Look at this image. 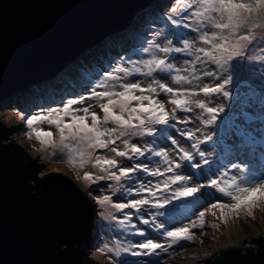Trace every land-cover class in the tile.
<instances>
[{"label": "rangeland", "instance_id": "obj_1", "mask_svg": "<svg viewBox=\"0 0 264 264\" xmlns=\"http://www.w3.org/2000/svg\"><path fill=\"white\" fill-rule=\"evenodd\" d=\"M261 54L264 0H156L0 104V123L38 177L62 173L86 192L88 258L189 264L264 233L252 169L264 162V94L234 98L245 71L264 92Z\"/></svg>", "mask_w": 264, "mask_h": 264}, {"label": "water", "instance_id": "obj_2", "mask_svg": "<svg viewBox=\"0 0 264 264\" xmlns=\"http://www.w3.org/2000/svg\"><path fill=\"white\" fill-rule=\"evenodd\" d=\"M154 1L0 0V104L54 78ZM8 134L0 123V264H100L86 255L95 222L86 192L62 173L38 177ZM195 264H264V233L256 246Z\"/></svg>", "mask_w": 264, "mask_h": 264}, {"label": "trees", "instance_id": "obj_3", "mask_svg": "<svg viewBox=\"0 0 264 264\" xmlns=\"http://www.w3.org/2000/svg\"><path fill=\"white\" fill-rule=\"evenodd\" d=\"M262 55V54H261ZM259 58L261 59V63H264V54L262 56H259ZM246 74H244L242 76V78L240 79V81L238 82V84L236 85L235 89H234V92L236 93V97L234 98H240L241 100H245V99H248L246 98L245 96L247 95V93L250 91V90H253V91H256L257 92V96L255 97V99H257L258 101L263 97V94L264 92L262 91H259V88H257L258 84H257V81L251 79V77L249 76V73L247 71H245ZM261 73V72H260ZM262 74V73H261ZM264 76V75H263ZM257 88V89H256ZM239 99V100H240ZM254 99V101H256ZM216 102L218 101H223L224 100L221 98L220 100H215ZM249 102V103H248ZM245 105H251L252 104V100H249L248 101L246 100L245 101ZM254 104V103H253ZM225 107H228V108H235V106L233 104H229V105H226ZM243 107V106H242ZM233 109V110H234ZM259 114L263 113L262 111H257ZM170 203V202H169Z\"/></svg>", "mask_w": 264, "mask_h": 264}, {"label": "bare ground", "instance_id": "obj_4", "mask_svg": "<svg viewBox=\"0 0 264 264\" xmlns=\"http://www.w3.org/2000/svg\"><path fill=\"white\" fill-rule=\"evenodd\" d=\"M151 4V3H150ZM150 4H149V6H150ZM147 8H148V5L146 6ZM145 7V8H146ZM145 10V9H144ZM143 12V11H142ZM65 115H67L68 113H64ZM52 119H57V120H61V117H59L58 115L57 116H53V117H51ZM244 221V220H243ZM232 245H240V243L239 242H237V241H235L234 243H232V244H229V245H225V246H223L222 248H226V247H229V246H232ZM221 248V249H222ZM211 257L210 256H206V257H203V258H201V259H195V258H193L192 259V261L189 263V264H195V263H197V262H200V261H203V260H208V259H210Z\"/></svg>", "mask_w": 264, "mask_h": 264}, {"label": "clouds", "instance_id": "obj_5", "mask_svg": "<svg viewBox=\"0 0 264 264\" xmlns=\"http://www.w3.org/2000/svg\"><path fill=\"white\" fill-rule=\"evenodd\" d=\"M261 165V166H260ZM263 165V166H262ZM254 170L255 176H258L260 178L256 179L253 183L256 185V181L258 180H264V172H260L261 169H264V162H258L255 164V166L252 168Z\"/></svg>", "mask_w": 264, "mask_h": 264}]
</instances>
